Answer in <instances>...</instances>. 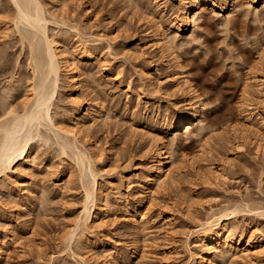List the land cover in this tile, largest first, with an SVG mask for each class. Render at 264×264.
Wrapping results in <instances>:
<instances>
[{
	"label": "rangeland",
	"instance_id": "rangeland-1",
	"mask_svg": "<svg viewBox=\"0 0 264 264\" xmlns=\"http://www.w3.org/2000/svg\"><path fill=\"white\" fill-rule=\"evenodd\" d=\"M62 1L68 5L67 24L59 26L60 29L51 25L53 30L51 28L50 32H68V36H63L69 46L75 44L71 28L74 24H80L87 33L102 30L113 33L114 38V56L107 55V66L99 57L78 63L81 86L78 96L87 103V107H97L102 103L105 109L104 119L94 123L89 120L85 145L102 154L97 158L95 167L107 188L103 207L100 208L102 205L99 204L95 213L99 220L90 229L93 231L89 234L93 243L81 253L88 259V264H105L106 260L120 264L118 253L129 252L135 247L131 264H195L196 260L190 261L188 249L199 251L195 246L197 236L193 233L197 228V219L189 217L186 205L192 203L199 217H203L212 206L220 208L241 200L250 205H264L263 156L257 155L250 147L236 157L231 156L232 159L227 162L229 147L219 142L224 127L241 121L245 89L250 88L254 94L257 91L252 77L261 72L260 65L264 61V0H233L231 8L223 11L202 6L198 32L190 40L177 42L174 53L205 102V128L202 131L195 128L190 138L182 130L177 131L180 137L176 144L172 135L165 131L162 117L169 112L171 119V116L178 112L186 113L188 109L170 79L177 70L175 61L171 58L164 63L161 51L151 45L152 37L148 33L150 29H147L152 25L149 18L153 17L154 1ZM158 1L162 5L168 3L169 9L173 7L174 10L181 0ZM9 4L7 0H0L1 108L10 94V84H20L21 75L25 77V73H29L24 62L26 55L19 53L21 46L15 43L18 36L15 33H9V36L3 29L4 25L12 24V5ZM227 16L231 17L229 23L225 20ZM166 33L167 37L172 36L170 30ZM185 33L191 34L190 27ZM135 55L141 58H133ZM147 61L153 65L151 85L146 84L138 71ZM17 76L20 78L17 79ZM22 86L18 88L20 91L17 89L11 93L8 103L15 102L13 106H17L18 102L21 104L26 92V85ZM62 91L55 107L58 112L56 117L64 119L67 124L64 116L71 111L67 112L71 104L67 93ZM139 91H143L146 97L138 98L140 102L136 107ZM152 118H157L159 123L155 125ZM161 127L163 132L157 130ZM158 133H161L169 161L174 162L172 168L183 159H188V162L190 158L197 159L201 150L211 148L215 154L218 153L216 165H223L227 179L218 185L206 186L197 183L201 171H205L201 161L195 163V169L191 165L180 170L177 167L168 189L148 209L147 219L136 226L133 214L143 203L141 182L145 179V168L150 164L146 151L147 137ZM38 149L41 156L33 165L31 175L23 177L22 184L18 182V177L0 182V247L3 251L0 264H81L78 256L74 255V252L80 254V243L76 241L70 248L63 241L64 231L78 217L83 201L78 184L79 167L74 165L73 159L62 156L54 144L48 143ZM10 188L13 189L12 194ZM163 208L176 210L174 229L159 214ZM233 222L239 227L238 232L243 231L247 237L256 226L259 228L256 234H264V218L252 213L240 212ZM220 264H264V257L257 263L226 259Z\"/></svg>",
	"mask_w": 264,
	"mask_h": 264
},
{
	"label": "bare ground",
	"instance_id": "bare-ground-1",
	"mask_svg": "<svg viewBox=\"0 0 264 264\" xmlns=\"http://www.w3.org/2000/svg\"><path fill=\"white\" fill-rule=\"evenodd\" d=\"M53 1L46 3L44 0H7L9 5H12V10H10L12 11V24L4 25L3 29L8 34L15 33L18 36L15 43H19L21 46L22 51L19 49V53L26 55L24 62L26 61L29 73L26 72L27 69L25 71L22 68L27 73L24 75L26 79L21 75V78L17 76V79H23L22 81L19 79L20 84L16 85L11 82L13 84H10L11 90L7 101L2 103V108L0 107V182L2 180L8 182L10 178L18 177V182L22 184L23 177L25 178L27 174L31 175L30 171H32L33 165L41 156L38 153V148L48 143L56 145L62 156L73 159L74 165L79 167L78 184L81 188L83 201L78 217L64 231L63 241L70 248L74 242L78 241L80 254L74 252V255L78 256L81 264H88V259L81 252L87 250L93 243L89 235L93 231L90 229L99 220L95 213L99 204L102 205L100 208L103 207L102 202H104L107 188L101 180L100 171L95 167L97 158L102 154L97 150L89 149L85 142L88 141L86 133L89 120L94 123L104 119L105 109L102 103L97 107L93 105L87 107V103L78 96V91L81 88L78 63L84 60L90 62L99 57L102 59L103 65L107 66V61H109L107 55L114 56L112 53L114 38L112 37L113 33H105L103 30H99L98 33H87L80 24H74L71 25V28L74 30L75 44L69 46V42L64 39L68 36V32L67 34L63 33L64 36L66 35L65 37L60 30L50 32L51 25H56L59 28V26L67 24L68 5L66 1ZM153 1L155 4L152 12L153 17L149 18L153 29L151 27L147 29H150L148 33H151V45L161 51L165 59L164 63L171 58L175 61L177 70L170 79H172L174 90L181 95V102L188 109V112H178L173 117L171 116V119L168 115L169 112L162 117L164 118L162 125L166 127H164L165 131L172 135L173 142L176 144L180 137L177 131L182 130L184 135L190 138L195 128L199 131L205 128L203 125L205 102L185 74L181 61L174 53V48L179 40H190L191 36L198 32L202 6H210L215 10L223 11L226 8H231L233 0H181L179 7L177 9L174 7V10L173 7L169 9L168 3L162 5L158 0ZM49 2L54 4L48 5ZM230 18L229 16L225 18L226 23L230 22ZM189 27L191 34L187 35L185 31ZM169 30L172 34L171 37H167L166 31ZM4 36L8 37L7 34ZM173 39L175 41H171ZM63 40H65L64 44ZM133 58L139 59L141 56L135 55ZM148 62L144 67H139L138 71L140 76L145 79L146 84L151 85L154 72L153 65L151 66V63ZM260 66L261 72L255 73L252 77V81L257 87L256 94L248 87L244 91L241 103V121L232 123L221 131L219 142L222 146L229 147V155L227 154L226 160L223 159L227 162L232 159L231 156L236 157L239 152L246 151L250 147L254 148L257 155H262L264 158V61ZM64 78L65 81H63ZM114 78L116 79V77ZM16 81L18 82V80ZM23 84L26 85V92L21 104L18 102L19 105L16 103L17 106H13L15 102L8 103L11 93L20 89ZM60 91L67 93L71 104L67 112L71 111L65 116L62 115L68 121L67 124L64 119L61 118L63 122L57 119L58 116L56 117L58 112L55 107ZM136 95L135 104L137 107L140 97L146 96L143 91H139ZM259 98H263V100L257 101L256 99ZM149 99L151 100V98ZM1 101L2 99L0 103ZM153 122L155 125L159 123L157 118H154ZM157 130L164 131L162 127ZM160 134L147 137L149 143L146 151L149 154L150 164L145 168V179L141 182L144 192L143 203L133 214L135 217L133 222L136 226L147 219L148 209L159 198V195L168 189V184L170 181L172 182L177 167L180 170L191 165L195 169V163L201 161V166L205 167V171H201L197 183L206 186L218 185L227 179V171L223 165H216L215 158L218 153L215 154L211 148L207 151L201 150L197 159H189L190 163L188 159H183L177 164L178 166L172 168L174 162L169 161L170 157L164 150ZM222 162L224 163V161ZM122 180L119 181V184L122 183ZM262 180L264 181V179ZM10 189V194H12L13 189ZM193 207L192 203L186 205V212L189 217L197 219V228L193 233L197 236L195 246L199 251L193 252L190 248L188 249L191 262L196 260L195 264H220L226 259L234 261L239 259L257 263L264 257V234H256L259 228L256 226L247 237L243 231L238 232L239 227L233 222L235 216L240 212H248L253 216L264 218V205H250L249 202L241 200L225 204L220 208L212 206L203 217H199ZM175 212L176 210L168 211L164 208L159 211L171 229L175 228L173 224L175 223ZM248 225L250 226L251 223ZM186 247H189L188 243H186ZM2 252V247H0V255ZM135 252L136 249L133 247L129 252L120 255L118 253L117 260L121 262L120 264H131L129 262ZM115 263L106 260L105 264Z\"/></svg>",
	"mask_w": 264,
	"mask_h": 264
}]
</instances>
